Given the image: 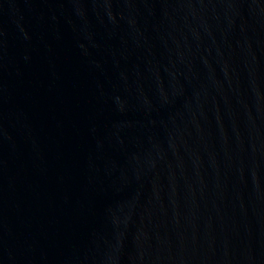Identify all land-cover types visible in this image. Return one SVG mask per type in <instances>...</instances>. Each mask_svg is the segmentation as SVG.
Segmentation results:
<instances>
[{
	"label": "water",
	"instance_id": "1",
	"mask_svg": "<svg viewBox=\"0 0 264 264\" xmlns=\"http://www.w3.org/2000/svg\"><path fill=\"white\" fill-rule=\"evenodd\" d=\"M0 264H264V0H0Z\"/></svg>",
	"mask_w": 264,
	"mask_h": 264
}]
</instances>
